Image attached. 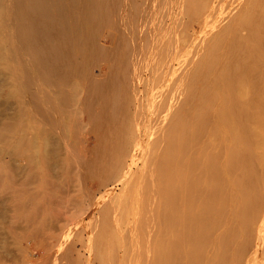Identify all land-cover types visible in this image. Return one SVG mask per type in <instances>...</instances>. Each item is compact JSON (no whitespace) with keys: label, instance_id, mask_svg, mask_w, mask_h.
I'll use <instances>...</instances> for the list:
<instances>
[{"label":"rangeland","instance_id":"rangeland-1","mask_svg":"<svg viewBox=\"0 0 264 264\" xmlns=\"http://www.w3.org/2000/svg\"><path fill=\"white\" fill-rule=\"evenodd\" d=\"M91 1L92 0H84V2H83V0H82V2L81 1L79 2L77 0L78 7H76L77 6L76 3H75L76 6L74 5V7L77 9L72 7L71 10L74 8L75 10L80 9L78 11H81L84 8L85 10L83 9L84 11H82V12H85L87 10L86 8L89 6ZM129 1H131V4L135 5V3L138 4V2H140L142 0H129ZM179 1L181 2V3L178 2L179 5L177 4L176 6H169L168 8H166L162 11L163 13L160 14L161 17L159 19L160 22L158 25L155 23V19H154L153 15L150 14L154 21L152 20V18L150 19V15H149L148 19H150V22L148 21L149 25L147 24L148 25L147 31L146 30L144 31L145 35L148 34L147 32H149V34H148L149 37H147L149 39V41H148L149 43H147L148 50L146 51L145 54H142V52H141L142 51V49H141L142 43L145 40L144 38H142V37H144V35L142 36V34H143L142 32H141V38L139 39L140 30L141 31L144 30L143 25L145 24V22H143L144 24L141 22L142 23L141 24L142 29L140 28V23H137L139 25L136 24L137 26H139L138 27L139 32H136L134 30V32H136L135 34H137L136 36H138V39H139L138 40L136 38V40H135V41H138L137 43L135 42L136 46H137V47L135 46L136 50L133 49L134 47L132 49L131 48L128 49V47H125V46H124L125 48L122 49L123 48L122 43L124 45H126V43H124L125 41H123L122 34L123 33L127 34L128 31L126 32V29H121L122 27L125 26V25L123 26V24H122L123 23L122 19H123L124 13L121 11V9H119V11H117V13H116L117 15H119V16H117L118 18L115 15L113 16L115 19L111 18V20H112L111 24L113 22V25L105 24L102 26V24H101V26H99L96 29V27L91 26L92 24H90L89 23L90 21L88 20L89 22L86 21L87 22L86 27H88V28H85V30H87V31L84 30L85 26H82V27L77 26V24L79 25V23H80L79 19H78L79 17L77 15L75 16L76 19H78V20H77V23H74L75 17L71 16V14L69 13L70 15H68V16L69 17L71 16L72 18L68 17V19L70 21H68L67 23L68 24L70 23L69 25L71 27L66 25V29H67V27H69L68 29H69V32H71V33L67 32L68 29L66 30V32H67L66 39L68 41L70 40L69 42H70V46H71V51L73 52V53H71V52L70 53L74 57L73 58L71 56L72 59L75 61V58H77L75 56H78L79 60H78V58L76 60L80 61L81 67L79 65L76 67H74V66L72 67V69L74 70V73H73V71H72V73H70V76H72V77L69 76L70 78L68 80V86H67L68 88L64 94H61V93H63L62 91H56V93H54V94H58V95H55V96L53 94L51 95V93H50L51 96L58 97L59 100H61V102H62V100H64L63 97L66 98L65 102L64 101L62 102L63 106H64V107L63 106L62 107L64 110L61 108L62 110H59V111H50V112H49V110L47 111V109L44 108L42 101L34 95V91H36L38 89V86L45 88L44 86H46V83H43V84H42V82L36 83L34 80L31 81L30 78H27L28 79L27 81L25 80L26 81L25 86H26V88L30 89L28 92H31V93L33 92V94H31V96H35V97L34 98L31 97L32 99L29 97L30 99H28V100H30V103L28 101L25 105V109H21L24 107H21V105L17 102L15 97H13L12 95L9 94L10 81L8 80L7 77H4L2 75L3 71L1 70L2 68L0 65V71H2V72H0V181H1V183H0V264H125V263L126 264H135L133 261H136V264H137L140 257L137 258V256L133 255V254H137L139 256L140 254H138V253H140V249L142 248V242H141L142 239L140 236H143L142 235L143 231L141 230L142 229L141 224L143 223L144 220L147 221V219H151L152 217L153 218L156 217L157 220L155 219V223H154L155 227H152L153 230L154 229H156V230L154 232H153V230H151L150 240H153L154 238L160 239L161 241L163 240L164 241L163 243L165 245L167 244L170 247L171 241H169V240H173L175 238L173 237L174 235L172 234V232L166 230L168 226L166 224L167 219H165V218L168 216L169 211L167 212V209L165 211V207L167 208L166 204H164L163 207L160 206L161 205L160 203L162 201V197L164 198L163 195L162 196L160 195V193H161L160 192V186H161L162 182H164L163 180L167 179V178H165V176L167 175L169 178V176H172L174 171L173 172L168 171L164 176H162L163 179H162V177L160 178L159 175L155 176V171L157 169L156 167H159L158 166V165H160L159 163L163 164V161L167 157L170 156L171 152L173 153V151L166 144L165 140L163 141V139L165 136L167 138H170V137H168L169 135H166V133H170L172 131L171 132V134H172L173 130L177 129V126L179 127V125L177 123L182 121L181 119H183L182 117L184 115L186 116V113H187V117L188 116L191 117L192 116L191 114L193 113V115H194V113H195L196 114L195 117L197 119L198 118L200 119V116H199L200 113L198 114L199 109L201 107H203V105L205 103H207V102H205V101H207V99H205V100L203 99V101L205 102L204 103L203 101H201L202 100L201 98L202 97L207 98V97H205L208 95L207 93L212 91V93H209V95L210 94L213 95V93L216 94V96L218 98L216 97V101L213 102V104L216 106V108L219 107V105H220L219 96H220V94H222L221 96H223L226 92V90H225L226 85L224 84L225 85L224 86L223 84H221L222 80L219 78V72L221 71V67L223 68L222 63H223V60L225 59L224 56H226L225 52L228 54L230 53L231 47H229V46L233 45V42H235V40H237L239 43H242L244 46L247 45L246 41H248V39H249V33L250 32H249L248 27L244 26L243 24H242V27H239V26H241V23H242V22L241 23L239 22V20H240L239 17H241V15H243L244 10L247 11L246 8H249L248 3L252 2V0H197V2L195 4V8H194L193 4H192L193 5L192 6L191 3L190 4L188 3L189 0H179ZM254 2H255V5L258 7L262 6L260 8V10H261L260 14H262V16L264 17V6H263L264 0H254ZM79 3H82V5ZM84 4L87 7H85ZM79 5L81 7L83 5L84 6L81 9V7ZM184 6H186V7H184ZM69 7H71V6H69ZM171 7H173V8H171ZM181 7H182V9H181ZM243 7H244V10H241V9H243ZM191 8H193V10H191ZM67 9H68L67 11H69L68 7H67ZM54 10H56V8H54ZM197 10H199V11H197ZM240 10L243 11L242 14H241ZM118 12H120V14ZM2 13L3 12H0V16L2 15ZM187 13H189V14H187ZM185 14L187 15V17L189 15H192V16H189L190 18L189 17L187 18ZM239 14H240V16H239ZM73 17H74V20H73ZM220 17H222V18H220ZM243 17H244V15H243ZM235 19L236 20L239 19L237 21L240 24ZM119 20H120V22L122 20V22L120 23ZM193 20H195V21L193 22ZM230 20H233L234 22L230 21ZM145 21H147V20H145ZM114 22H117V24L115 23L116 26H115ZM224 22H226V23H224ZM136 25H134V27ZM208 25L211 27L213 26L214 28L213 27L211 28ZM34 26H35L36 30L41 31L43 29L42 24L39 23L38 21L35 22ZM110 26H112V27H110ZM114 26L115 27L118 26V27L116 29H114L115 28ZM137 26L135 28H137ZM185 26H186V29H185ZM218 26H220L219 28L221 30L218 28ZM90 27L92 28V30H90ZM100 27H101V31H100ZM104 27L106 30L104 29ZM150 27H151V31H148ZM82 28L84 31L81 30ZM124 28H127V27L125 26ZM164 28H166V30ZM127 29H129V28H127ZM115 30L118 32V37L116 35L117 32H115ZM122 30L124 31L123 33L121 32ZM161 30L163 33L167 34V35L164 34L165 37L163 36V41H161L162 35H163ZM263 30H264V28H263ZM89 32H91V33H89ZM93 33L94 34L96 33V34L94 35ZM92 34L94 35L93 40H92V36H93ZM160 34H161V36H160ZM87 35H89V36L91 35L90 39L92 41L96 40L95 41L96 43L94 42L92 44L91 40L88 38L89 36H87ZM158 36H160L161 38ZM261 36H263L261 38L263 40L264 39V32L263 31L261 32ZM84 37H86L88 39L85 38L86 39L85 40ZM96 37H97V39H96ZM115 37H116V39H115ZM154 39H155V41H154ZM233 39H234V41H233ZM245 39H247V40L245 41ZM87 40H89V42H90L89 45L87 44V42H88ZM119 40H121L122 43L120 41L119 42L120 44L118 46L117 41H119ZM164 40H165V42H164ZM245 42H246V44H245ZM114 43H115V45H114ZM162 43H164L165 47L163 46ZM199 43L200 44L202 43V44L200 45ZM214 43L216 44L219 52L217 49L215 50L216 47L214 46ZM161 44H162V46H161ZM212 45L214 47V48L212 47L213 50L211 49ZM113 46H115V47H113ZM119 47L122 50H120ZM161 47H163V49ZM167 47H168V49H165ZM209 47H210V49H209ZM226 47H228V48H226ZM155 49H157V50H155ZM226 49L227 50L229 49L228 50L229 52L225 51ZM158 50H160V52L162 54H160V52ZM163 50H164V52H163ZM209 50H210L211 54L213 52H215L217 54V56L221 57L220 59L218 57L221 65L219 64V66L213 68V72H212V69H210L208 67L207 73H205L204 70H206V69H204V67H207V66H205V64H207L208 62L204 63V61L208 58V56L211 55V54H205V53H207L206 51L209 52ZM43 51L44 50H42V49H41V51H39V54H41L40 56H42L45 53V51H44V53H43ZM108 51H109V53H108ZM263 52H264V48H263ZM110 53L113 55H111ZM129 53H131V54H129ZM215 53H213V54H215ZM109 54L111 55V57ZM202 56H205V58L204 57L202 58L204 61L201 60ZM263 56H264V54H263ZM120 57H121V59H120ZM154 57H155V59H154ZM158 57H159V59H158ZM221 59H223L222 62H221ZM113 61H114V64H113ZM121 64L122 65L124 64L125 66L124 65L122 66ZM127 64H129V65L127 66ZM201 64H204L203 68H202ZM114 65H116V67L118 66L117 69L114 67ZM68 67H71V66L65 65L61 68V67H58L57 65H54L53 67H49V71L53 72L54 70H56L58 73H62L66 70L71 69V68L68 69ZM77 67L79 69L80 68L81 69L80 70L76 69ZM114 69L116 70V72L118 69H120V70H118L119 73L117 72L118 75H117V73H115ZM126 69L128 70L127 71L128 74L127 73L124 74L125 71L123 72V70H126ZM71 70H69V71L71 72ZM210 70H211V72L209 74L208 72ZM214 73H215V75H213ZM254 73L253 74L255 75V78L253 77L254 75L251 76L252 78L256 79V77H257V79H259V77L261 76L262 79H264L263 69H259V70L255 69ZM115 74H116V76L114 77ZM201 74H202L203 79L200 77ZM203 75L207 76L208 78H205V76H203ZM187 76L189 78L191 77L190 80H189V78H187ZM214 76L217 78L214 79ZM119 77H121V78H119ZM192 78L196 84L193 82ZM196 78H198V79H196ZM195 79L198 82H196ZM205 79H208V80H205ZM201 80H202V84L200 82ZM209 80H211V82L213 83V84L212 83L209 84L210 90L212 89L211 87H213L212 85H215L213 88L217 87L216 88L217 90L216 89L211 90V91L208 90L209 86L205 82L208 81V83H209L210 82ZM27 83H28V85H27ZM110 83L112 86L110 85ZM100 84H102V85H100ZM113 84L116 86H114ZM156 84H158V85H156ZM202 85L204 87H207L208 88L207 90L209 92L207 91V93H205L204 92L205 88H203ZM27 86H30V87H27ZM100 87H101V89H100ZM184 87L186 88L188 93L183 92ZM192 87H193V89H192ZM123 88H124V90H123ZM156 88H157V90H156ZM190 88H191V90H190ZM182 89H183V91H182ZM202 89L204 92L203 96H202V93H203ZM227 89H228V87H227ZM71 90H73L75 92H73ZM99 90H100V92H99ZM161 90H162V92H161ZM178 90H180V91H178ZM198 90L199 91L201 90V91L199 92ZM48 91H50V90H48ZM68 91H71V93ZM101 91H102V93H101ZM103 91L104 92L106 91L105 92L106 94H104ZM159 91H160V93H159ZM196 91L198 92V96L195 95V94H197ZM261 91H262V95H264V90L262 89ZM181 92H183V93H181ZM120 93L122 94V96ZM123 93L126 94V96H128V97H126ZM127 93H128V95H127ZM164 93L166 95H164ZM189 93H193L194 95L193 94H190V95H192L194 97L193 98H191L192 96L189 97ZM248 93L250 94L251 92L248 91ZM115 94L117 96L116 99H115ZM205 94H207V95H205ZM215 94H214V97H215ZM249 94H248V96L250 98L251 96ZM100 95L102 96V100H100L101 99V97H99ZM109 95H110V97H109ZM162 95H163V97H162ZM172 95H173V98L176 97L175 99L177 101L180 99L179 102H176V103L173 102L176 100L172 98ZM179 95H183V98L186 97V99L181 100L182 96H179ZM199 95L201 96L200 99L198 98V97H200ZM226 95L228 96L229 93ZM118 96L120 98L119 102H117ZM178 96L181 98H177ZM248 96L246 95V99H244V100L248 101L249 100V99L247 100ZM112 97H114V98L112 99ZM224 97H225V95H224ZM233 97H235V95ZM187 98H188V100H187ZM35 99L37 101H34ZM38 99H39V101H38ZM96 100H97V103L99 105L96 103ZM113 100H116L115 103H113L114 102ZM212 100H214V98H212ZM230 100L232 101V98H230ZM230 100L227 101V104H230ZM111 101L113 104H115V107H116V105H119L118 103H120V104L124 103L122 106L119 105L120 108L119 107L118 108L121 110H118V108H117L116 109L117 113L115 112V115H114V113L111 114V112H113L112 107H111ZM180 101L184 102L185 105H184V103H183V105L179 104ZM192 101L194 103H191ZM38 102H41V103H38ZM116 102H117V104H116ZM162 102H164V103L168 102V104H170L169 102H172V103L170 105H168L169 107L166 105L167 103H165L164 106H166V107H164ZM197 103H200V104L197 106ZM211 103H212V101H211ZM211 103H209L208 106L213 105ZM35 104H36V106L39 105V107L37 108L35 106ZM101 104H103V105H101ZM127 104H128V106H127ZM161 104H162V106H161ZM190 104H193L192 107ZM157 105H159V106L157 107ZM200 105H202V106H200ZM214 105L208 107V108H211L212 110L207 108L208 111L206 113L209 117L212 116L211 118H209L211 123L209 122L207 115L203 116V117H205V120L203 119L205 121V123H204L205 125L202 124L203 125L202 127L205 126L204 127L205 131H203L204 129H202L201 130L202 132L201 131L200 132L201 133L204 132V134H201V135L198 133L196 134L195 139H197V141L198 140L199 141H198V143H196L197 141L193 142L195 140L194 139L190 143L191 146L192 145H194V146L193 147L190 146L191 147L190 149L192 150L194 147L198 148V146L199 147L205 146L204 144H205V142H207L208 144L210 143L209 144L210 146L204 148L203 151H205L204 152L205 154L208 155V152H209V157H212L211 155H213V157H217L219 155L218 158L223 157L222 159L220 158V160L217 158L218 159L217 164L216 163H215V165L213 164V166L210 169H212V168L215 169L218 166L217 170L212 169V171L213 172L214 171L224 172V169L222 168L223 169L222 170L221 167L222 166L224 167V165L226 164L224 167L226 170L225 174L227 176H230L229 179L227 176H225L224 173H222V176L220 177L218 174H216V173L213 174V172L211 171V175L213 174V176H214V178H216V180L212 179V181H211V178L213 176H210V178H209L210 180L204 184L203 188L207 189L206 191H210L216 185L221 186V190H222L221 194H223V192H225L224 193L225 195H221L220 199L221 198L227 199V202L224 203V204H226V206H224V207L225 208L227 207L225 209L226 211L224 209H223L224 211L222 210L223 214H224V212L226 213V218L224 216L225 214L223 215V218H221L222 217V215H221L220 218L222 219V222L219 221L220 223L217 224L218 226H215L214 228L213 227L210 228L209 234L211 236H208V237H211V238H209L210 241H206V242L201 243V246L199 245V247L197 249H194L193 250L194 252L192 251V254H194L195 257H197L196 264H210V263L213 264V262H214V264H221L220 258L222 257L221 256L222 254L223 255L227 254L229 257H231L230 264H254V263L255 264H264V197H263L264 194L259 193L260 191L262 193V191H263L262 189H264V178H263L264 175H261V173L264 174V157L263 158L261 157V156H264V148H263L264 146H262L260 144L259 138L256 139L257 142L255 140V144H254L255 147L251 146L252 144L249 145V143L247 141L241 142L242 144L245 145L246 150L244 149V146H242L241 143H238V145H236L237 150H238V147H239V150L241 149L240 150L241 152L244 149L246 152L245 153L246 155L248 154V155H251L252 157H254L253 159H251L252 157L248 156V158H247V156H243V157H245L244 158L245 162L246 161L248 162L247 159L250 158L251 167H249L248 170L255 166L256 170L250 169L252 171V173L254 174V172L256 171L258 173L255 172V175L257 174L256 176L257 177L259 176L258 178H261V176H262L263 181H262V179H260L261 181L260 180L259 181L263 183V185H262L263 187L261 186V183L258 185L257 188L255 187L256 188V189H254L255 192L258 191L257 189L260 190V188H262L259 192H257L259 195H261V196H258V198L260 197L259 201L260 200H262V201L259 202L256 199L257 203L259 202V206L255 202L258 207L254 211L251 210L252 213L250 211V214H252L253 216L249 215V216H251V218L248 216L250 218L249 221L246 220V221H248L247 222L248 224L245 222V219H244V221L242 220L243 221L242 227H244V228L240 227L242 229L239 228V231H236L232 235L236 239L235 240V239H233V237L231 238V234H230L231 231H228V228L229 229L231 228V227H229V225L230 226L233 225V227H234V225L236 224L233 221L235 219V212L238 211L240 205H237V204H239V203H237L238 200H236V202H235V200H228V195L230 196V193L232 194V192L234 191L233 190L230 192V189L228 188V187H230V186H228L230 184H228V183H229L230 179L231 180L233 179L232 178L233 176H234V179H236L235 178L236 176L240 177L243 174H245L244 173L245 167H244V165H241L243 162V161H241L243 159L242 157H241L242 159L240 160L241 164L239 163L240 165L238 164V162H236V164L235 163L233 164V163H227L228 161L231 162L230 160H228V159L225 160L226 154H225V156H223V154L225 153L224 151L226 150V148L229 149V147L231 146V141L228 139H222L220 136H218L219 139H217V140L215 139V134L218 132L215 130H217L216 126H217V124L219 125V123H218V121L216 122V120H215L217 118V116L214 113L216 111H218V109L215 110L216 108ZM217 105H218V107H217ZM40 106L42 108H40ZM112 106H114V105H112ZM155 106H156V108H155ZM177 106L180 108L178 109ZM182 106L184 109L181 108ZM98 107H99V109H98ZM103 107H104V109H103ZM174 107L176 108V111H175ZM39 108H40V112H39ZM110 108L112 111L110 110ZM168 109H169V111H168ZM192 109L193 110L198 109V110H195V112H194V111H192ZM20 110H23L24 113L26 111L27 112L31 111L32 112V114L30 115L31 120H30V118H27L28 120H26V118H24L25 117L24 113ZM172 110H174L175 112ZM177 110H179V111H177ZM188 110H190V113L192 111V113L190 114L188 112ZM209 110H210V112H209ZM160 111H162V112H160ZM41 112L45 113V114H41L42 116H40L39 114ZM46 112L47 113L49 112L50 114H52L51 118H53L54 123L52 120L49 121L50 117L48 114L49 118H47ZM96 112L98 113L97 115H95ZM118 112L120 113V115L118 114ZM159 112H160V114H159ZM165 112H167L166 114H169V115L172 112H173V114L176 113L175 115H178V116L181 114L180 118L178 116L175 117V115H174L175 119L172 117L173 114H171V116H168L169 118L172 117V120L173 119L177 120V117H178L179 118L177 120L178 122H176L174 120H173V122L169 121L171 118L166 120L167 115L165 114V116H164ZM162 113H163V115H162ZM99 114H100V116H99L100 118L97 117ZM123 114H124V116H123ZM197 114L199 117L197 116ZM216 114H217V112H216ZM38 115L40 116V118L43 117L44 120L46 118L47 121L51 122V125L50 124L49 125H50V127L52 126L51 127L52 130L54 129L53 130V132H55L54 136H53L52 130H50L51 128L49 129V126L47 125L48 129H46L47 126H45V124L43 126L44 129L42 128V126L40 128H38L39 130L35 129V128L33 129L31 127V129L33 130V133H31V132L29 133V131L27 132V130L25 129L26 124L29 123L30 121L32 122V120H33V122H35L34 120L37 121L39 119ZM43 115H46V117H44ZM109 115H111L113 117H111ZM160 115H162V116H160ZM200 115L202 116V114H200ZM189 117H188V119L190 120ZM96 118H99V119L97 120ZM108 118H110V119H108ZM163 118H165V119H163ZM93 119L96 120L97 123H94ZM101 119H102V121H101ZM114 119H116V120L113 122ZM184 119H185V120H183L184 122L186 120L189 121L187 118H184ZM121 120H122V122H121ZM146 120H148V122ZM207 120H208V122H207ZM60 121H62V122H60ZM31 122L29 124H30V126H31V124L33 126L34 123L33 122L31 123ZM213 122H216L217 124L216 123L213 124ZM161 123L163 126H161ZM186 123L187 122H185L184 124H186ZM96 124H98V125H96ZM148 124H149V126H148ZM255 124L256 123H253L254 126L253 125L251 126L254 129H255ZM58 125L61 128L58 127ZM63 125H64V127H62ZM102 125H103V127H102ZM115 125H117L116 126L117 128L115 127ZM130 125H131V127H130ZM20 126H22V127H20ZM98 126L101 128H99ZM23 127H24V129H23ZM55 127H57V128H55ZM160 127L161 128L164 127L165 129L164 128L160 129ZM9 128L12 129L11 131L9 130L12 133H10L8 131ZM29 128L27 127V129H29ZM113 128H116L117 130L113 129ZM257 128H258V125H256V129ZM111 129H113V130L111 131ZM13 130H14V133H15V131L17 132V133H15L16 135H14V136L20 137V138L15 137L17 139V142L19 141L18 139H20V141L24 140V143H22V145H24V146H22L20 144L21 143L20 141H19V146H17V148L19 147L18 149H20V152L17 151V148H15L16 146L13 148L12 145L10 144L11 139L13 137V136H11V134L13 135ZM34 130L36 132H34ZM37 130L39 131L40 135L37 132ZM160 130L162 132L161 136H160ZM162 130H164L165 132ZM45 131L47 133H44ZM50 131L52 132L51 135H49L51 133ZM137 131H138V133H137ZM146 131H149V132L147 133ZM166 131H168V132H166ZM41 132H43V133H41ZM163 132L165 135H163ZM183 133H184L183 137H185V133H187V131H183ZM188 133H189V131H188ZM41 134L42 135L44 134L45 136H46V134H48L47 136H49L48 137L49 141L47 142L49 144H47V143L45 145L43 144L44 145L43 150H41V148H42L41 143H43L41 141L42 139H39L40 136L42 138ZM114 134H116V135H114ZM262 134H264V133H262ZM44 135H43V137H45ZM137 135H138V137H137ZM187 135H186V137H187ZM197 135L198 136L200 135V137H198ZM202 135L205 138L202 137ZM217 135H219V134H217ZM217 135H216V138H217ZM159 136H160V138H163L161 140H162L163 144L164 143L166 144V145L164 144L165 146L162 145V143L159 139ZM9 137H11V138H9ZM166 137H165V139H166ZM189 137L186 139L188 140ZM112 138H114V139H112ZM115 138H118V139H115ZM109 139H111V140H109ZM184 139H182L183 142H184ZM205 139H207V140H205ZM261 139L262 140L264 139L263 135L261 136ZM38 140H39V146L41 145L40 147L38 146V148L35 147L36 144L33 146L30 143V141L37 143ZM157 140H158V142H157ZM187 140H185V141H187ZM218 140L223 146L220 143H218ZM112 141L114 142L113 145H111ZM134 141H135V144H137V146H135ZM166 141H167V139H166ZM132 142L134 145L132 144ZM258 142H259V144H257ZM123 143L124 144L126 143L127 145L125 144L126 146L124 147ZM167 143H168V141H167ZM185 143L186 142H184V144ZM192 143H194V144H192ZM15 144H16V142H15ZM26 144H27V146H26ZM51 144H53L54 146H52ZM131 144H132V146H131ZM138 144H139L140 148L138 147ZM195 144H197V146ZM219 144L221 147L219 146ZM17 145H18V143H17ZM48 145L49 146L51 145L50 146L51 148H48L49 150L45 148V146H48ZM160 145H161V148L159 147ZM189 145L187 148H189ZM259 145L262 148H260ZM20 146H22V147H20ZM31 146H33V147L29 148ZM247 146H249V147L247 148ZM9 147H11V148H9ZM167 147L169 148L170 153H169V150ZM21 148H22V150H21ZM33 148H35V150L38 149V151L35 152V150ZM123 148L125 151L122 150ZM187 148L182 150L183 154H181V156H182L181 160L185 161V157L188 154H189L188 155V157H189L192 155V153L195 152V148L193 149L194 152H192L193 150L188 152L189 149H187ZM6 149L7 150L12 149L13 152H12V150L7 151ZM29 149L30 150L32 149L31 150L32 152H30ZM252 149H253V151H252ZM108 150L111 152V155L109 154ZM164 150H165L166 154L164 153ZM184 150L186 151L187 154L184 152ZM26 151L29 153H27ZM23 152H24V155L22 154ZM120 152L122 154H119ZM147 152H148V154L151 155L150 156L151 158H152L153 154H155L153 161L151 160V158L149 160ZM25 153H27L26 156H25ZM49 153H50V155H49ZM221 153H223V154H221ZM243 153H244V151H243ZM243 153H242V155H243ZM139 154H141L142 156L141 155L139 156ZM185 154H186V156H185ZM216 154H217V156H214ZM43 155H44V157H43ZM19 156H21V157H19ZM165 156H166V158H165ZM239 156H241L240 152H239ZM94 157L96 160L94 159ZM100 157H102V158H100ZM144 157L146 158V160L148 157V163L150 161H152V162H154V164L157 163L156 164L157 166L154 165L153 166L154 168H152L153 163H151V162H150L151 164L149 163L151 165L150 168H148L147 162H146V166H144L143 164L146 161V160L144 161ZM188 157H186V161H187ZM155 158H156V161H155ZM162 158H165V159L162 160ZM226 158H227V156H226ZM159 159H161L162 161H160ZM98 160H100V161H98ZM116 160H118V161H116ZM223 160H225L226 162L225 161L223 162ZM122 161H123V164H122ZM218 161H221L224 165ZM247 162H246V164H249ZM111 163H112V165H111ZM85 164L86 165L89 164V165L86 166ZM218 164H220L221 166ZM243 164H244V162H243ZM253 164H255V165H253ZM104 165H105V167H104ZM235 165H236V167H235ZM214 166H215V168H214ZM242 166H243V168H242ZM233 167L236 168V171H235V168H233ZM142 168H144V172H145V173L143 172V174H141L143 171ZM230 168H233V169H230ZM246 168H247V165H246ZM197 169L195 167V170H193V169L191 171L185 170V171H188L189 173L193 172L192 173L193 175L189 174V173L188 174L184 173L185 171H182V174H185V175H181V178L183 179V177H185V179H184L185 185H188L190 183L191 179H193V178H194L193 180H201L203 178L204 175L202 176V174H204L203 173L204 171L201 172L202 171L201 168H200V170H199V168H197ZM89 170H91V171H89ZM104 170H106V171H104ZM145 170H150L153 172L154 175L152 174L151 176H149V178L150 177L152 178L155 176L154 178H156L155 179L156 181H158L159 178L162 179L161 184L158 185L159 182L158 183L154 182L155 181L154 179H150L151 182H148L150 180H148L149 179V178H147L148 176L146 177L145 175H147V174L149 175L152 172L146 173L147 171H145ZM253 170H254V172H253ZM87 172H89L90 174ZM241 172H242V174H241ZM118 176H119V178H118ZM189 176H191V178ZM193 176H195L196 179ZM1 177H3V178H1ZM98 177H100V179ZM104 177H105V179H104ZM219 177L221 180V181L219 180L220 183L217 182V179H219ZM223 177L224 178L226 177L228 180L227 179L223 180L224 179ZM186 178H188V179H186ZM144 179L145 180L147 179L148 181L146 180V182H144ZM160 179H159V181H160ZM234 179L232 181L230 180L231 184L234 181ZM152 180H154V181H152ZM226 180L228 182H225ZM223 181H224V183H222ZM103 183H104V185H103ZM144 183H150V185L145 184L148 186V188L144 187L147 190L146 193H148V195L144 192L145 189L143 190V188H142V186H145ZM152 183H154V184H152ZM155 183H157V184H155ZM217 183H219V184H217ZM225 183H227L228 185H225L227 188L225 187V189H224L222 184H225ZM150 187H151V191H150ZM156 188H158V190ZM152 189L157 190L156 192H157L158 196H157V194L153 193L155 191ZM227 189H229V190L227 191ZM139 191H140V193H139ZM151 193H153L152 195H154V196H149V194L151 195ZM226 193H229V194H226ZM155 195H156V198H155ZM145 196H146V198H144ZM224 196H227V198H224ZM152 197H153V201L156 203L158 201L159 204L157 203L156 205H154L155 203L152 200L149 201V199H151ZM261 197H263V198H261ZM138 198H139V200H138ZM145 200H146L147 205L150 207L146 206V204H144L145 202L143 203V201H145ZM151 202H153V203H151ZM150 203H151V205H150ZM143 207H144V209L146 207H148L150 209L146 208V210H144ZM161 207L163 209H161ZM156 208H157V210H156ZM109 209L112 210L113 214H111L112 212ZM148 210H149V214L147 212ZM150 210H152V211H150ZM160 210H163V212H161ZM227 210H230V212L229 211L227 212ZM159 211L161 214L159 213ZM222 211H221V213H222ZM108 212H110V213L107 214ZM146 212H147V214H146ZM152 212H153V215H152ZM253 212H255V213L253 214ZM101 213H103V214H101ZM150 213H151V215H150ZM158 213H159V216L157 215ZM164 213H166L167 215L165 216ZM227 213H229V214L227 215ZM105 215H107V218H109V219L105 218ZM231 215L233 217L229 221L228 218H230ZM110 216L113 218H111ZM147 217H149V218H147ZM248 217L246 219H248ZM224 219H226V221L223 222ZM152 220H154V219H152ZM163 220H165V221H163ZM231 220H232V222H231ZM236 220H238V219L236 218ZM97 221H98V224H96ZM106 221L107 222L109 221L108 224ZM227 221L231 222V223L230 224L228 223V225H227V223H226ZM238 222L241 223V220L240 221L238 220ZM238 222H237V224H238ZM114 223L117 225H113ZM224 223H225V225H224ZM232 223H234V224H232ZM138 224H140V225H138ZM219 224L221 227L219 226ZM106 225H107V227H106ZM226 225L228 227H226ZM139 226H141V227H139ZM97 227L99 230L97 229ZM218 227H219V229H218ZM233 227H232V229H233ZM108 228H109V230H108ZM105 229H106V231H104ZM138 229H139V231H138ZM226 229L228 232L226 231ZM232 229H230V230H232ZM101 231H104V232H101ZM91 232H95V233H91ZM137 232H140V233H137ZM114 233H115V235H114ZM135 234H136V239H138V240H136L134 238ZM97 235H98V237H97ZM100 235L103 238H101V237L99 238ZM236 235H238V236H236ZM222 236H223V238H222ZM228 236H230V237H228ZM164 237H166V241L164 240L165 239ZM168 237H169V239H168ZM260 237H262V238H260ZM132 238L135 240H133ZM219 238L220 239L222 238L223 242H219V241H221ZM226 238L227 239L229 238V240L230 239H233V240H230V242H228V240H226ZM97 239H99V240H97ZM211 239L212 240L215 239V240L212 241ZM96 240H97V242H96ZM224 240L227 241L226 242V243H228L227 245H226ZM262 240H263V242H262ZM110 241L111 242L114 241V242L111 243ZM214 242H216V243H214ZM184 243H185V241H184ZM184 243H183V245H184ZM219 243H225L222 245L224 247L226 245V249H224V247L221 244L219 245ZM165 245H164V247L166 248L167 246H165ZM112 246H114V248ZM187 246H188V244L185 245V249L188 248ZM220 246H222V247H220ZM106 247L108 248V250ZM135 247H136V249H135ZM164 247H162L159 250L150 249V251L148 252L149 254L147 253V255H148L147 258H149V260H151V261L150 262L145 261L146 260L145 259L144 260L145 262H144L142 260L144 258H142V259L140 258V262L143 261V263L141 262L138 264L152 263L153 262L152 260H154V262H157V261L159 262L158 258L163 253L165 254V252H168V249L170 251L169 247H167L166 250ZM182 247L184 248V246H182ZM227 247H228V249H227ZM104 248H105V250H104ZM111 248H112V250H111ZM95 250H98V251H96V254L94 255ZM196 250L200 251L202 254ZM224 250H226L227 252H228V250L230 252L233 251L232 253L234 255L236 252V255H237L236 258H234L235 256L233 254H232L233 257L231 255H229V254H231L229 252H228L229 254L228 253L224 254V252H223ZM99 252H101V253H99ZM136 252H138V253H136ZM221 252H222V254H221ZM103 253H106L108 256L106 254H103ZM197 253L200 255H198ZM240 253H242V254H240ZM218 254H220L221 257ZM213 255L214 256L218 255V256L215 259L216 256L214 257ZM131 256H132V258H131ZM134 256L136 257V260H134L135 259ZM201 256H202V258H201ZM183 257H185L186 261H188V262H183V260L185 261V258H183ZM183 257H182L183 260L180 259L181 264H189V260L187 259V257L186 256H183ZM111 260H112V262H111ZM216 260L218 261V263ZM146 262H148V263H146Z\"/></svg>","mask_w":264,"mask_h":264},{"label":"bare ground","instance_id":"bare-ground-1","mask_svg":"<svg viewBox=\"0 0 264 264\" xmlns=\"http://www.w3.org/2000/svg\"><path fill=\"white\" fill-rule=\"evenodd\" d=\"M79 2L81 1L82 2V0H78ZM83 2H84V0H83ZM178 2H180L179 0H142V1H140V2H138V4H136L135 3V5H133V4H131V1H129V0H92L91 1V3L89 4V6L87 7L85 4V7H87L86 9V11L85 12H82V11H84L83 9H82V7L84 6H80L81 7V11H78V10H80V9H78V10H75V9H77V8H75L74 7V5H75V3H76V5H77V0H0V12H3L2 13V15L0 16V65H1V70L3 71H0V72H2V75L4 76V77H7L8 78V80L10 81V88H9V94L10 95H12L13 97H15V99L17 100V102L21 105V107H24V108H21V109H25V105H26V103L29 101V103H30V100H28V99H30L31 97H37V98H39L41 101H42V103H43V106H44V108L45 109H47V111L49 110V112L50 111H59V110H62L63 109V101L65 102V97H63L64 98V100H62V102H61V100H59V98L58 97H53V96H51L52 94L55 96V95H58V94H54V93H56V91H62L63 93H61V94H64L65 93V91H67V86H68V80H69V78L70 77H72V76H70V73H72V71H73V73H74V70L72 69V67L74 66V67H76V66H80L81 64H80V61H78L79 60V58H78V56H75V57H77L78 58V60H76L77 58H75V61L72 59V55H71V53H73L72 51H71V46H70V40L68 41L67 39H66V36H67V32H69V27H67V29H66V25H68V26H70L67 22L68 21H70L69 19H68V15H70L71 14V16H78L79 18V25L77 24V26H85L84 27V30H85V28H88V27H86V25H87V22L86 21H88L90 24H92L91 26L92 27H96V29L99 27V26H101V24H102V26L103 25H105V24H111V18H114L113 16L115 15L116 17L117 16H119V15H117L116 13H117V11H119V9H121V11L124 13V16H123V26L125 25L127 28H129V29H127V28H124V27H122L121 29H126V32H127V34L126 33H123L124 31L122 30L121 32L123 33L122 34V37H123V41H125L124 43H126V45H124L123 43H122V41L121 40H119V41H117L118 42V46H119V42L121 41V43H122V46H123V48L122 49H124L125 47H128V49L129 48H133V49H135L136 50V43L138 42V41H135L136 40V38L138 39V36H136L137 34H135L136 32H139V26H137V25H139V24H137V23H140V28H141V24L143 23V22H145V24L143 25L144 27V30L143 31H141L140 30V37H139V39L141 38V32L143 33L142 34V36L144 35V37H142V38H144L145 40L143 41V43H142V47H141V49H142V54H145L146 53V51L148 50V48H147V43H149L148 41H149V39L147 38V37H149L148 36V34H149V32H147L148 34H146L145 35V30L147 31V26L149 25L148 24V21L150 22V19L152 18V16L151 15H153V17H154V19H155V23L158 25L159 24V19H160V14L161 13H163L162 11L164 10V9H166V8H168L169 6H176L177 4H178ZM185 2V1H184ZM196 2H197V0H189V4L191 3V5L193 4L194 5V8H195V4H196ZM223 2V1H222ZM181 3V2H180ZM247 3V2H246ZM79 4H81L82 5V3H79ZM183 4V3H182ZM181 4V5H182ZM249 5V8H246L247 9V11L246 10H244V7H243V9H241V10H244V12L243 11H241L240 10V12H241V14H242V12H243V15H244V17H243V15H241V17H239L240 18V20L239 19H237V20H239V22L241 23V26H239V27H242V24L244 25V26H246V27H248V29H249V39H248V41H246L247 39H245V41L247 42V45H243L242 43H239L237 40H235V42H233V45H231V46H229V47H231V51H230V53L228 54V53H226L225 52V54H226V56H224L225 57V59L223 60V59H221V62H222V60H223V63H222V65H223V68L221 67V71L219 72V78L222 80V83L221 84H225L226 85V92H225V97H224V95L223 96H221L222 94H220V96H219V98H220V105H219V107H218V105H217V107L218 108H216V106L213 104V102H215L216 101V94L215 93H213V95L212 94H210L209 95V93H212V91L211 90H214V89H216L217 87H215V88H213L215 85H212L213 87H211L212 89L210 90V83H212L211 82V80H209L210 82L208 83V81L207 82H205V83H207V85L209 86V89L207 88V87H204L203 85V88H205L204 90V92L205 93H207V91L208 90H210L211 92H209V93H207V94H205V95H207V96H205V97H207V98H204V97H202L201 98V94L199 95L200 97H198L199 99L201 98L202 100L201 101H203V99L205 100V99H207V101H205V102H207V103H205L204 101V105H203V107H201L200 109H199V112H198V114L200 113V114H202V116L199 114V116H200V119L198 118H196L195 117V113H194V115H193V113H192V111H194L195 112V110H198V109H195V110H193L192 109V111H191V113H190V110H188V112L192 115L191 117H189L190 118V120L188 119V117H187V113H186V116L184 117H182L183 119H181L182 121L181 122H178L177 120L180 118V115L178 116V115H175V114H173V112L171 113V114H173V118H174V115H175V117L176 116H178L177 117V120H174V121H176V122H178L177 124L179 125V127L177 126V129H175V130H173V133L171 134V132L170 133H166V135H169L168 137H170V138H167L166 136V139H167V141H168V143H167V141H166V139H165V137H164V139L163 138H160V136H161V134H162V132H161V130H160V136H159V139H160V141H161V143H162V145H164L163 144V142H162V140L161 139H163V141L165 140V142H166V144L170 147V149L173 151V153L171 152V154H170V156L169 157H167L166 158V156H165V158H162V160L163 159H165L164 161H163V164L162 163H159L160 165H158L159 167H156L157 169H156V171H155V176H160V178L162 177V176H164L168 171H171V172H173L174 171V173L172 174V176H169V178H168V176L166 177L165 176V178H167L166 180H163L164 182H162V184H161V181H162V179H163V177H162V179H160V181H159V179H158V181H156L155 179L156 178H154V177H150L149 178V176H151L152 174H153V172L152 171H150V170H145V171H147L146 173H150V172H152L151 174H147V175H145L147 178H149L148 180H150V179H154V180H152V181H154V182H159L158 183V185L159 184H161V186H160V195L162 196H164V198L162 197V201H161V205L160 206H162L163 207V205L164 204H166V206H167V208L165 207V211H166V209H167V212H168V216L165 218V219H167L166 220V224H167V229L166 230H168V231H170V232H172V234L174 235L173 237L175 238V239H173V240H169V241H171L170 242V247L166 244H164L163 242V240L161 241L160 239H156V238H154L153 240H150V238H151V236H150V234H151V230H153L152 229V227H155L154 225V223H155V219H156V217L155 218H153L152 216V218L151 219H147V221H143V223L141 224L142 225V231H143V233H142V235L143 236H140L139 234V236L141 237V239H142V248L140 249V253H138V252H136V253H138V254H140L139 256L137 255V254H133V255H136L137 256V258L138 257H140L141 259L142 258H144V259H142L143 261L145 260V261H151V260H149V258H147L148 257V255H147V253L150 251V249H155V250H159V249H161L162 247H164V245L165 246H167V247H169L170 248V251H169V249H168V252H165V254L163 255L162 253V255L158 258L159 259V262L157 261V262H154V260H152L153 262L152 263H148V262H146V263H148V264H181V261H180V259H182L183 260V258H185V257H183V256H186L187 257V259L189 260V264H196V262H197V257H195V255L194 254H192V251L194 250V249H197L198 247H199V245L201 246V243H203V242H206V241H210V239L209 238H211V237H208V236H211L210 234H209V232H210V228L211 227H215V226H218L217 224L218 223H220V222H222V219L221 218H223V215L225 216V218H226V213L224 212V214H223V211L227 208H225L224 206H226V204H224V203H226L227 202V199H220V197H221V195H225L224 193L225 192H223V194H221V186H219V185H216V186H214L213 187V189H209L210 191H206L207 189H204L203 187H204V184L206 183V182H208L210 179V176H213V174H218L220 177L222 176V173H226V170H225V165L221 162V161H218V162H221L223 165H224V167L222 166L221 167V169L223 168L224 169V172H222V171H212V169H210L212 166H213V164L215 165V163L217 164V160L219 159L220 160V158H218L219 157V155L217 156V154L216 155H214V156H217V157H213V155H211L212 157H209V152H208V155L207 154H205L204 152L205 151H203L204 150V148H206V147H208V146H210L207 142H205V146H198V148H195V152H194V148L191 150L190 148L191 147H193L194 145H192L191 146V142L196 138V134L198 133V134H204V132L203 133H201L202 131V129H204L203 131H205V126L204 127H202L203 125L202 124H204L205 123V117H203V116H205V115H207L206 113H207V108L208 107H210V106H215V110H217L218 109V111H216L217 112V114H216V112L214 113L216 116H217V118L215 119L216 120V122L218 121V123H219V125L216 123V122H213V124L214 123H216L217 124V126H216V128H217V130H215V131H218L216 134H215V139L217 140V139H219L218 138V136H220L222 139H228V140H230L231 141V146L229 147V149L228 148H226L225 146V148H226V150L224 151L225 153L223 154V153H221V154H223V156H225V154H226V156H227V158H226V156H225V160L226 159H228V160H230L231 162H227V163H235L236 164V162H238V164L240 163L241 164V161H243L244 162V164H243V162H242V164L241 165H244V167H245V169H244V173L245 174H243L242 176H240V177H235L236 179H234V176L232 177L233 179H234V181L232 182V184L230 183L231 181L229 180V183L228 184H230V185H228L227 183H225V184H222L223 185V188L225 189V185H228V186H230V187H228L229 189H230V192L231 191H233L232 192V194L230 193V196L228 195V200H235V202H236V200H238L237 201V203H239V204H237V205H240V207H239V209H238V211L237 212H235V219H234V223H236L235 225H234V227H233V225L232 226H230L229 225V227H231L230 229H232V227H233V229L232 230H230L229 228H228V231H231L230 232V234H231V238L233 237L232 235L236 232V231H239V228L240 227H242V223H243V221H244V219H245V222L247 223L248 221H249V219L251 218V216H253L252 214H250V211L252 210V211H254L258 206H259V202L260 201H262V200H260L259 201V199H260V197L258 198V196H261V195H259L257 192H259L262 188H260V190L259 189H257L256 191L257 192H255V190L254 189H256L257 187H258V185L261 183V186L263 185V183L262 182H260L261 180L260 179H262V176L261 175H264V174H262L261 173V178H258L256 175H255V172H254V170H256V167L254 168V167H252V168H250L251 170L252 169H254L253 170V172H254V174L252 173V171L249 169L248 170V168L249 167H251V163H250V158L249 159H247L248 158V156L249 157H252L251 155H246L245 153V150H246V148H245V145L244 144H242L241 142H243V141H247L248 143H249V145H251V146H253V147H255V140L257 139V138H259L260 139V144L262 145V146H264L263 144H264V139L262 140L261 139V136L263 135V137H264V134H262V133H264V95H262V89L264 90V79H262V77L260 76L259 77V79H257V77H256V79H254L255 78V69H263V71H264V56H263V54H264V52H263V48H264V39L262 40L261 38L263 37V36H261V32L263 31L264 32V30H263V28H264V17L262 16V14H260V8L262 7H258V6H256L255 5V2H254V0H252V2L251 3H248ZM257 4V3H256ZM75 5V6H76ZM179 5V4H178ZM188 5V4H187ZM192 5V6H193ZM200 5V4H199ZM246 5V4H245ZM69 6H71V7H69ZM264 6V5H263ZM67 7L69 8V11H67L68 9H67ZM72 7H74L72 10H71V8ZM76 7H78V5L76 6ZM180 7V6H179ZM184 7H186V6H184ZM54 8H56V10H54ZM171 8H173V7H171ZM178 8V7H177ZM190 8V7H189ZM179 9V8H178ZM181 9H182V7H181ZM186 9V8H185ZM238 9V8H237ZM176 10V9H175ZM184 10V9H183ZM191 10H193V8H191ZM171 11V10H170ZM169 11V12H170ZM196 11V10H195ZM197 11H199V10H197ZM181 12V11H180ZM183 12V11H182ZM191 12V11H190ZM70 13V14H69ZM119 14H120V12H118ZM151 14V15H150ZM171 14V13H170ZM175 14V13H174ZM187 14H189V13H187ZM149 15H150V19H148V17H149ZM163 15V14H162ZM177 15V14H176ZM186 15V14H185ZM69 17V18H72V17ZM179 16V15H178ZM183 16V15H182ZM189 16H192V15H189ZM188 16V17H189ZM239 16H240V14H239ZM67 17V18H66ZM74 17H73V20H74ZM181 17V16H180ZM186 17H187V15H186ZM187 17V18H188ZM230 17V16H229ZM243 17V18H242ZM118 18V17H117ZM122 18V17H121ZM120 18V19H121ZM190 18V17H189ZM219 18V17H218ZM220 18H222V17H220ZM232 18V17H231ZM242 18V19H241ZM78 19H76V17H75V20H74V23H77V20ZM115 19V18H114ZM162 19V18H161ZM179 19V18H178ZM210 19V18H209ZM72 20V19H71ZM72 20V21H73ZM122 20H121V22H122ZM145 20H147V21H145ZM152 20H153V18H152ZM180 20V19H179ZM236 20V19H235ZM236 20V21H237ZM39 22V23H41L42 24V30L41 31H39V30H36L35 29V26H34V24H35V22ZM114 21V20H113ZM154 21V20H153ZM187 21V20H186ZM195 20H193V22H194ZM230 21H233V20H230ZM119 22H120V20H119ZM120 22V23H121ZM142 22V23H141ZM147 22V23H146ZM179 22V21H178ZM183 22V21H182ZM222 22V21H221ZM234 22V21H233ZM238 22V21H237ZM238 22V23H239ZM117 24V22H114V24ZM188 23V22H187ZM212 23V22H211ZM224 23H226V22H224ZM239 23V24H240ZM89 24V25H90ZM116 24H115V26H116ZM137 24V25H136ZM148 24V25H147ZM183 24V23H182ZM216 24V23H215ZM111 25H113V22H112V24ZM134 25H136L137 26V28H135L134 27ZM187 25V24H186ZM212 25V24H211ZM223 25V24H222ZM221 25V26H222ZM114 26V27H115ZM120 26V25H119ZM129 26V27H128ZM182 26V25H181ZM209 26V25H208ZM224 26V25H223ZM238 26V25H237ZM236 26V27H237ZM71 27V26H70ZM110 27H112V26H110ZM118 27V26H117ZM117 27H115L114 29H116ZM209 27H211V26H209ZM213 27V26H212ZM211 27V28H212ZM216 27V26H215ZM220 26H218V28H219ZM80 28V27H79ZM78 28V29H79ZM135 28V29H134ZM188 28V27H187ZM214 28V27H213ZM104 29H105V27H104ZM103 29V30H104ZM142 29V28H141ZM165 30H166V28H164ZM185 29H186V26H185ZM201 29V28H200ZM220 29V28H219ZM66 30H67V32H66ZM81 30H83V28L81 29ZM83 30V31H84ZM90 30H92V28L90 27ZM106 30V29H105ZM113 30V29H112ZM134 30L136 31V32H134ZM138 30V31H137ZM221 30V29H220ZM85 31H87V30H85ZM89 31V30H88ZM94 31V30H93ZM98 31V30H97ZM100 31H101V27H100ZM108 31V30H107ZM110 31V30H109ZM148 31H151V27L149 28V30ZM223 31V30H222ZM115 32H117L116 30H115ZM120 32V31H119ZM161 32H162V30H161ZM69 33H71V32H69ZM89 33H91V32H89ZM163 33V32H162ZM82 34V33H81ZM80 34V35H81ZM94 34V33H93ZM92 34V35H93ZM96 34V33H95ZM94 34V35H95ZM139 34V33H138ZM165 33H163V35H162V40L161 41H163V36L165 37V35H167V34H165ZM85 35V34H84ZM94 35L92 36V40H93V37H94ZM116 35H117V37H118V32L116 33ZM125 35V36H124ZM71 36V35H70ZM69 36V37H70ZM86 36V35H85ZM87 36H89V35H87ZM91 36V35H90ZM88 37L89 39L91 38V37ZM160 36H161V34H160ZM160 36H158V37H160ZM235 36V35H234ZM261 36V37H260ZM42 37V38H41ZM81 37V36H80ZM79 37V38H80ZM68 38V37H67ZM86 37H84V39H85ZM88 38H86V39H88ZM161 38V37H160ZM167 38V37H166ZM85 39V40H86ZM96 39H97V37H96ZM115 39H116V37H115ZM118 39V38H117ZM138 39V40H139ZM217 39V38H216ZM237 39V38H236ZM91 40V39H90ZM91 40V42H92V44L96 41L95 39V41H92ZM83 41V40H82ZM88 42H87V44L89 45V40H87ZM116 41V40H115ZM114 41V42H115ZM154 41H155V39H154ZM159 41V40H158ZM233 41H234V39H233ZM116 42V43H117ZM136 42V43H135ZM140 42V41H139ZM153 42V41H152ZM164 42H165V40H164ZM246 42H245V44H246ZM85 43V42H84ZM96 43V42H95ZM141 43V42H140ZM159 43V42H158ZM197 43V42H196ZM203 43V42H202ZM201 43V44H202ZM91 44V45H92ZM135 44V45H134ZM163 44V46H164V43H162ZM162 44H161V46H162ZM200 44V43H199ZM200 44V45H201ZM114 45H115V43H114ZM150 45V44H149ZM243 45V46H242ZM117 46V47H118ZM125 46V47H124ZM136 46V47H135ZM198 46V45H197ZM214 46L216 47L215 48V50L217 49V46H216V44L214 43ZM113 47H115V46H113ZM116 47V48H117ZM158 47V46H157ZM165 47V46H164ZM200 47V46H199ZM213 45L211 46V49L213 50ZM120 48V47H119ZM162 49H163V47H161ZM226 48H228V47H226ZM41 49L42 50H44L45 51V53H44V51H43V55L42 56H40L41 54H39V51H41ZM102 49V48H101ZM113 49V48H112ZM121 48H120V50H122ZM140 49V50H141ZM165 49H168V47L167 48H165ZM164 49V50H165ZM209 49H210V47H209ZM225 49V48H224ZM155 50H157V49H155ZM164 50H163V52H164ZM214 50V51H215ZM218 50V49H217ZM229 50V49H228ZM227 49L225 50V51H228ZM110 51V50H109ZM109 51H108V53H109ZM159 52H160V50H158ZM71 52V53H70ZM113 52V51H112ZM111 52V53H112ZM155 52V51H154ZM167 52V51H166ZM207 53H205V54H211L210 53V50H209V52L208 51H206ZM218 52H219V50H218ZM229 52V51H228ZM110 53V54H111ZM132 53V52H131ZM131 53H129V54H131ZM139 53V52H138ZM137 53V54H138ZM149 53V52H148ZM213 53H215V52H213ZM211 54L210 56H208V58L204 61L202 58L204 57L205 58V56H202L201 57V60L202 61H204V63H207V64H205V66H207V67H204V69H206V70H204L205 71V73H207V68L209 67L210 69H212V72H213V68H215V67H217V66H219V64L221 65V63L219 62V59L221 58L220 56H217V54L215 55V54ZM109 54V55H110ZM128 54V55H129ZM141 54V55H142ZM150 54V53H149ZM158 54V53H157ZM160 54H162L161 52H160ZM108 55V54H107ZM111 55H113V54H111ZM111 55H110V57H111ZM72 56V57H71ZM131 56V55H130ZM161 56V55H160ZM222 56V57H223ZM103 57V56H102ZM107 57V56H106ZM162 57V56H161ZM218 57H219V59H218ZM74 58V57H73ZM116 58V57H115ZM123 58V57H122ZM128 58V57H127ZM120 59H121V57H120ZM154 59H155V57H154ZM158 59H159V57H158ZM127 60V59H126ZM168 60V59H167ZM78 61V62H77ZM123 61V60H122ZM137 61V60H136ZM154 61V60H153ZM201 61V62H202ZM126 62V61H125ZM79 63V64H78ZM203 63V62H202ZM113 64H114V61H113ZM126 64V63H125ZM130 64V63H129ZM129 64H127V66L129 65ZM133 64V63H132ZM54 65H57L58 67H63V66H65V65H69V66H71V67H68V69L69 68H71V69H69V70H71V72L69 71V70H66V71H64V72H62V73H58L56 70H54L53 72H50L49 71V67H53ZM117 65V64H116ZM116 65H114V67L117 69V67H116ZM122 65V64H121ZM124 65V64H123ZM122 65V66H123ZM131 65V64H130ZM203 65L204 64H201V66H202V68H203ZM125 66V65H124ZM133 66V65H132ZM135 66V65H134ZM81 67V66H80ZM113 67V68H114ZM121 67V66H120ZM119 67V68H120ZM125 68V67H124ZM129 68V67H128ZM127 68V69H128ZM133 68V67H132ZM76 69H79L78 67L76 68ZM81 69V68H80ZM79 69V70H80ZM123 70V72H124V74L125 73H127V71L128 70ZM130 69V68H129ZM118 70H120V69H118ZM117 70V72L119 73V71ZM114 71H115V73H117L116 72V70L114 69ZM203 71V72H204ZM76 72V71H75ZM202 72V73H203ZM210 72H211V70L208 72L209 74H210ZM254 74H253V73ZM78 73V72H77ZM76 73V74H77ZM114 73V72H113ZM118 73H117V75H118ZM152 73V72H151ZM155 73V72H154ZM252 73V74H251ZM123 74V73H122ZM128 74V73H127ZM132 74V73H131ZM113 75V74H112ZM208 75V74H207ZM213 75H215V73L213 74ZM254 75V76H253ZM70 76V77H69ZM116 76V74L114 75V77ZM124 76V75H123ZM129 76V75H128ZM200 76V75H199ZM203 76H205V75H203ZM209 76V75H208ZM212 76V75H211ZM251 76H253L254 78H252ZM198 77V76H197ZM201 78H202V74H201V76H200ZM27 78H30V80L31 81H35L36 83H38V82H42V84L43 83H46V86H44L45 88H43V87H41V86H38V89L36 90V91H34V95L35 96H31V94H33V92L31 93V92H28L30 89H28V88H26V81L28 80ZM74 78V77H73ZM119 78H121V77H119ZM130 78V77H129ZM187 78H189L188 76H187ZM191 78V77H190ZM190 78H189V80H190ZM200 78V79H201ZM205 78H208L207 76H205ZM215 78H217V77H215L214 76V79ZM126 79V78H125ZM162 79V78H161ZM196 79H198V78H196ZM196 79H195V81H196ZM203 79V78H202ZM26 80V81H25ZM122 80V79H121ZM127 80V79H126ZM187 80V79H186ZM192 80H193V78H192ZM205 80H208V79H205ZM188 81V80H187ZM193 82H194V80H193ZM196 82H198V81H196ZM201 82V84H202V80L200 81ZM215 82V81H214ZM127 83V82H126ZM125 83V84H126ZM130 83V82H129ZM138 83V82H137ZM192 83V82H191ZM195 83V82H194ZM204 83V82H203ZM216 83V82H215ZM214 83V84H215ZM34 84V83H33ZM103 84V83H102ZM102 84H100V85H102ZM119 84V83H118ZM160 84V83H159ZM196 84V83H195ZM213 84V83H212ZM27 85H28V83H27ZM96 85V84H95ZM94 85V86H95ZM110 85H111V83H110ZM114 85V84H113ZM123 85V84H122ZM156 85H158V84H156ZM189 85V84H188ZM205 85V84H204ZM222 85V86H223ZM224 85V86H225ZM112 86V85H111ZM114 86H116V85H114ZM113 86V87H114ZM187 86V85H186ZM192 86V85H191ZM194 86V85H193ZM27 87H30V86H27ZM102 87V86H101ZM101 87H100V89H101ZM196 87V86H195ZM219 87V86H218ZM227 87H228V89H227ZM32 88V87H31ZM75 88V87H74ZM117 88V87H116ZM120 88V87H119ZM201 88V87H200ZM94 89V88H93ZM99 89V88H98ZM192 89H193V87H192ZM208 89V90H207ZM222 89V88H221ZM249 89V90H248ZM48 90H50V91H48ZM95 90V89H94ZM119 90V89H118ZM122 90V89H121ZM123 90H124V88H123ZM129 90V89H128ZM156 90H157V88H156ZM155 90V91H156ZM190 90H191V88H190ZM217 90V89H216ZM228 90V91H227ZM71 91H73V90H71ZM71 91H68V92H70L71 93ZM127 91V90H126ZM174 91V90H173ZM178 91H180V90H178ZM177 91V92H178ZM182 91H183V89H182ZM199 91V90H198ZM201 91V90H200ZM199 91V92H200ZM248 91H250L251 93L249 94L248 93ZM73 92H75V91H73ZM99 92H100V90H99ZM106 92V91H105ZM104 91H103V93L104 94H106ZM118 92V91H117ZM157 92V91H156ZM161 92H162V90H161ZM184 93H188V91L186 90V88L184 87V91H183ZM183 92H181V93H183ZM197 92V91H196ZM195 92V93H196ZM202 92H203V89H202ZM201 92V93H202ZM204 92L202 93V96H203V94H204ZM215 92V91H214ZM229 93V95L227 96L226 94H228ZM50 93H51V95H50ZM101 93H102V91H101ZM111 93V92H110ZM119 93V92H118ZM151 93V92H150ZM159 93H160V91H159ZM180 93V94H181ZM217 93V92H216ZM103 94V95H104ZM117 94V93H116ZM116 94H115V99H116ZM121 94V93H120ZM124 94V93H123ZM172 94V93H171ZM170 94V95H171ZM190 94H193V93H189V97H191L192 95H190ZM214 94H215V97H214ZM248 96V94L251 96L250 98H249V96H248V98H247V100L248 101H246V100H244V99H246V95ZM99 95V94H98ZM102 95V94H101ZM99 96V97H101V99L100 100H102V96ZM125 96H126V94H124ZM127 95H128V93H127ZM164 95H166L165 93H164ZM185 95V94H184ZM188 95V94H187ZM194 95V94H193ZM195 95H197L198 96V92H197V94H195ZM235 95V97H233V96ZM113 96V95H112ZM121 96H122V94H121ZM169 96V95H168ZM179 96H182V98L181 97H179ZM177 98H181V100H184V99H186V97L185 98H183V95H179ZM186 96V95H185ZM227 96V97H226ZM30 97V98H29ZM107 97V96H106ZM109 97H110V95H109ZM126 97H128V96H126ZM162 97H163V95H162ZM171 97V96H170ZM194 96H192L191 98H193ZM36 98V99H37ZM62 98V99H63ZM98 98V97H97ZM114 97H112V99H113ZM172 98H173V95H172ZM176 98V97H175ZM175 98H173V99H175ZM197 98V99H198ZM212 98H214V100H212ZM218 98V97H217ZM229 98V99H228ZM230 98H232V101L230 100ZM32 99V98H31ZM34 100V101H37V100ZM39 99H38V101H39ZM107 99V98H106ZM122 99V98H121ZM126 99V98H125ZM124 99V100H125ZM163 99V98H162ZM196 99V98H195ZM198 99V100H199ZM230 100V104H227V101L228 100ZM98 100V99H97ZM97 100H96V103H97ZM119 100H120V98H119V96H118V99H117V102H119ZM171 100V99H170ZM176 100V99H175ZM180 100V99H179ZM179 100L177 101H173V102H179ZM187 100H188V98H187ZM193 100V99H192ZM106 101V100H105ZM114 102L113 103H115V101L116 100H113ZM156 101V100H155ZM211 101H212V103H211ZM99 102V101H98ZM117 102H116V104H117ZM125 102V101H124ZM159 102V101H158ZM157 102V103H158ZM197 102V101H196ZM38 103H41V102H38ZM37 103V104H38ZM104 103V102H103ZM112 103V101H111V107H112V110H113V112H111V114L112 113H114V115H115V112L117 113V111H116V109L119 107V105H123L124 103H118L119 105H116V107H115V104H113ZM161 103V102H160ZM163 103V106H164V104L165 103H167L166 105L168 106V105H170L172 102H169L170 104H168V102H162ZM183 103L184 102H181L180 101V103L179 104H181V105H183ZM191 103H194L193 101L191 102ZM209 103H211V104H213V105H210V106H208L209 105ZM98 104V103H97ZM109 104V103H108ZM107 104V105H108ZM141 104V103H140ZM152 104V103H151ZM174 104V103H173ZM188 104V103H187ZM200 103H197V106L199 105ZM99 105V104H98ZM101 105H103V104H101ZM112 105H114V106H112ZM184 105H185V103H184ZM191 105V107H192V105L193 104H190ZM35 106H36V104H35ZM63 106V107H62ZM127 106H128V104H127ZM148 106V105H147ZM159 105H157V107H158ZM161 106H162V104H161ZM179 106V105H178ZM177 106V108L179 109L180 107H178ZM200 106H202V105H200ZM37 108L39 107V105L38 106H36ZM35 107V108H36ZM102 107V106H101ZM100 107V108H101ZM136 107V106H135ZM149 107V106H148ZM164 107H166V106H164ZM163 107V108H164ZM169 107V106H168ZM171 107V106H170ZM36 108V109H37ZM40 108H42L41 106H40ZM40 108H39V112H40ZM62 108V109H61ZM120 108V107H119ZM118 108V110H121V109H119ZM150 108V107H149ZM155 108H156V106H155ZM161 108V107H160ZM175 108V107H174ZM181 108H183V106L181 107ZM196 108V107H195ZM213 108V107H212ZM98 109H99V107H98ZM103 109H104V107H103ZM184 109V108H183ZM208 109H211V108H208ZM32 110V109H31ZM42 110V109H41ZM64 110V109H63ZM110 110H111V108H110ZM109 110V111H110ZM111 110V111H112ZM124 110V109H123ZM151 110V109H150ZM212 110V109H211ZM214 110V111H215ZM20 111H22L23 112V110H20ZM25 111V110H24ZM98 111V110H97ZM125 111V110H124ZM123 111V112H124ZM155 111V110H154ZM158 111V110H157ZM168 111H169V109H168ZM172 111H174V110H172ZM175 111H176V108H175ZM174 111V112H175ZM177 111H179V110H177ZM213 111V112H214ZM45 112V111H44ZM47 113L46 112V115H47V118H49L50 117V120L49 121H53V118H51L52 117V114H50V113ZM63 112V111H62ZM150 112V111H149ZM152 112V111H151ZM156 112V111H155ZM154 112V113H155ZM160 112H162V111H160ZM160 112H159V114H160ZM187 112V111H186ZM209 112H210V110H209ZM24 113V112H23ZM55 113V112H54ZM101 113V112H100ZM167 112H165L164 113V116H165V114H166ZM188 113V114H189ZM32 114V112L30 111V112H25L24 113V118H26V120H28L27 118H30V115ZM41 114H45V113H40L39 115L40 116H42ZM48 114H49V117H48ZM98 113L96 112L95 113V115H97ZM118 114L120 115V113L118 112ZM171 114L169 115V114H166L167 116V118H166V120L167 119H170L169 121H172L173 122V120H172V117H168V116H171ZM178 114V113H177ZM189 114V115H190ZM198 114H197V116H198ZM38 115V116H39ZM46 115H43L44 117H46ZM51 115V116H50ZM151 115V114H150ZM153 115V114H152ZM162 115H163V113H162ZM162 115H160V116H162ZM40 116H39V119L36 121V120H34L35 122H33V120H32V122L34 123V125L32 126V124H31V126H30V122L29 123H27L26 124V130H27V132L29 131V133L31 132V133H33V130L31 129V127L34 129H38V128H40L41 126H42V128H43V126H44V124H45V126H49V129L52 127H50V125H51V122H49V121H47V119L45 118V120L43 119V117H41L40 118ZM100 116V114L97 116V117H99ZM109 116H111V115H109ZM117 116V115H116ZM123 116H124V114H123ZM198 116V117H199ZM208 116V115H207ZM215 116V117H216ZM111 117H113V116H111ZM212 116H208V119L209 118H211ZM100 118V117H99ZM99 118H96L97 120L99 119ZM119 118V117H118ZM123 118V117H122ZM165 118H163V119H165ZM184 118H187L189 121H185V122H187L186 124H184L185 122L183 121V120H185ZM197 120H196V119ZM57 119V118H56ZM61 119V118H60ZM108 119H110V118H108ZM117 119V118H116ZM116 119H114L113 120V122L116 120ZM124 119V118H123ZM144 119V118H143ZM204 119V120H203ZM30 120H31V118H30ZM94 120V119H93ZM63 121V120H62ZM62 121H60V122H62ZM101 121H102V119H101ZM100 121V122H101ZM147 122H148V120H146ZM152 121V120H151ZM180 121V120H179ZM214 121V120H213ZM27 122V121H26ZM31 122V123H32ZM107 122V121H106ZM111 122V121H110ZM118 122V121H117ZM121 122H122V120H121ZM171 122V123H172ZM175 122V123H176ZM207 122H208V120H207ZM209 122H210V119H209ZM22 123V122H21ZM48 123V124H47ZM53 123H54V121H53ZM94 123H97V121L96 120H94ZM144 123V122H143ZM174 123V124H175ZM211 123V122H210ZM253 123H256L255 124V129H256V125H258V128L255 130L253 127H251L252 125H253ZM50 124V125H49ZM100 124V123H99ZM116 124V123H115ZM135 124V123H134ZM152 124V123H151ZM173 124V125H174ZM182 124V125H181ZM54 125V124H53ZM96 125H98V124H96ZM95 125V126H96ZM114 125V124H113ZM146 125V124H145ZM182 127H181V126ZM205 125V124H204ZM48 126H47V128L46 129H48ZM55 126V125H54ZM100 126V125H99ZM98 126V127H99ZM117 125H115V127H116ZM124 126V125H123ZM138 126V125H137ZM136 126V127H137ZM147 126V125H146ZM148 126H149V124H148ZM161 126H163L162 125V123H161ZM254 126V125H253ZM11 127V126H10ZM19 127V126H18ZM20 127H22V126H20ZM27 127L29 128V129H27ZM58 127H60L59 125H58ZM62 127H64V125L62 126ZM102 127H103V125H102ZM113 127V126H112ZM130 127H131V125H130ZM135 127V128H136ZM12 128V127H11ZM55 128H57V127H55ZM61 128V127H60ZM99 128H101V127H99ZM107 128V127H106ZM117 128V127H116ZM116 128H113V129H116ZM123 128V127H122ZM151 128V127H150ZM162 128H164V127H162ZM161 127H160V129H162ZM215 128V129H216ZM23 129H24V127H23ZM44 129V128H43ZM97 129V128H96ZM113 129H111V131L113 130ZM137 129V128H136ZM165 129V128H164ZM11 131L12 129H8V131ZM19 130V129H18ZM32 130V131H31ZM39 130V129H38ZM37 130V132L39 133V131ZM50 130H52V128L50 129ZM54 130V129H53ZM53 130H52V132H53ZM62 130V129H61ZM117 130V129H116ZM168 130V129H167ZM258 130V131H257ZM9 131V132H10ZM20 131V130H19ZM162 131H164V130H162ZM183 131H187V133H185V137H183ZM188 131H189V133L191 134H189L188 133ZM201 131V132H200ZM214 131V130H213ZM22 132V131H21ZM34 132H36L35 130H34ZM49 132V131H48ZM51 132V131H50ZM52 132L49 134V135H51L52 134ZM117 132V131H116ZM147 133L149 132V131H146ZM165 132V131H164ZM164 132H163V135H165L164 134ZM166 132H168V131H166ZM211 132V131H210ZM10 133H12V132H10ZM15 133H17L16 131H15ZM14 133V130H13V135L11 134V136H13L12 137V139H11V145H12V147L14 148L15 146V148H17V146H19V141H20V139H18L19 141L17 142V139L16 138H18L19 136H14V135H16ZM20 133V132H19ZM23 133V132H22ZM37 133V134H38ZM41 133H43V132H41ZM44 133H47L46 131L44 132ZM55 132H53V136L55 135L54 134ZM103 133V132H102ZM110 133V132H109ZM112 133V132H111ZM114 133V132H113ZM137 133H138V131H137ZM145 133V132H144ZM188 134V135H187ZM193 134V135H192ZM217 134H219V135H217ZM39 135H40V133H39ZM42 135V134H41ZM44 135V134H43ZM43 135H42V138H41V136H40V138L39 139H42L41 141L43 142V143H41L42 144V148H41V150H43V147H44V145L49 141V136H47L48 134H46V136L45 137H43ZM114 135H116V134H114ZM171 135V136H170ZM186 135H187V137H186ZM200 135L198 136V137H200ZM216 135H217V138H216ZM190 136V137H189ZM16 137V138H15ZM107 137V136H106ZM117 137V136H116ZM137 137H138V135H137ZM136 137V138H137ZM145 137V136H144ZM189 137V139L187 140L186 138H188ZM202 137H204L203 135H202ZM9 138H11V137H9ZM20 138V137H19ZM111 138V137H110ZM185 138V139H184ZM205 138V137H204ZM23 139V138H22ZM21 139V140H22ZM112 139H114V138H112ZM115 139H118V138H115ZM147 139V138H146ZM158 139V140H159ZM169 139V140H168ZM182 139H184V142H186L185 144H184V142H183V140ZM199 139V138H198ZM37 140V139H36ZM51 140V139H50ZM106 140V139H105ZM109 140H111V139H109ZM145 140V139H144ZM158 140H157V142H158ZM185 140H187V141H185ZM205 140H207V139H205ZM23 141V142H22ZM22 141H20L21 143V145H22V143H24V140H22ZM29 141V140H28ZM35 141V140H34ZM195 141H197V139H195L193 142H195ZM199 141V140H198ZM198 141L196 142V143H198ZM222 141V140H221ZM225 141V140H224ZM10 142V141H9ZM8 142V143H9ZM15 142H16V144H15ZM45 142V143H44ZM117 142V141H116ZM223 142V141H222ZM256 142H257V140H256ZM259 142L257 143V144H259ZM17 143H18V145H17ZM26 143V142H25ZM30 143L34 146L35 144V147L36 148H38V146H39V140H38V142L37 143H34V142H31L30 141ZM34 143V144H33ZM51 143V142H50ZM113 141L111 142V145H113ZM139 143V142H138ZM142 143V142H141ZM140 143V144H141ZM218 143H220L219 142V140H218ZM238 143H241L242 144V146H244V149H243V151H244V153H243V151L241 152L240 150H239V147H238V150H237V146L236 145H238ZM15 144V145H14ZM44 144V145H43ZM47 144H49V143H47ZM101 144V143H100ZM109 144V143H108ZM124 144V143H123ZM126 144V143H125ZM124 144V147L127 145H125ZM132 144H133V142H132ZM132 144H131V146H132ZM134 144H135V141H134ZM133 144V145H134ZM165 144V145H166ZM190 144V145H189ZM192 144H194V143H192ZM208 144V145H207ZM221 144V143H220ZM220 144H219V146H220ZM224 144V143H223ZM226 144V143H225ZM29 145V144H28ZM52 146H54L53 144H51ZM50 145V146H51ZM102 145V144H101ZM100 145V146H101ZM120 145V144H119ZM129 145V144H128ZM164 145V146H165ZM188 145H189V148H187L188 147ZM196 146H197V144H195ZM222 145V144H221ZM22 146H24V145H22ZM22 146H20V147H22ZM26 146H27V144H26ZM25 146V147H26ZM33 146H31V147H29V148H32ZM39 146V147H40ZM49 146V145H48ZM48 146H45V148L46 149H48V148H51L50 146L48 147ZM56 146V145H55ZM110 146V145H109ZM135 146H137V144H135ZM163 146V147H164ZM191 146V147H190ZM217 146V145H216ZM223 146V145H222ZM260 146V145H259ZM8 147V146H7ZM6 147V148H7ZM128 147V146H127ZM138 147H139V144H138ZM146 147V146H145ZM149 147V146H148ZM160 148H161V145L159 146ZM162 147V148H163ZM221 147V146H220ZM249 146H247V148H248ZM9 148H11V147H9ZM19 148V147H18ZM17 148V151H19L20 152V149H18ZM117 148V147H116ZM115 148V149H116ZM140 148V147H139ZM168 148V147H167ZM185 148H187V149H189V151L188 152H190V151H192V152H194V153H192V155L191 156H189L188 157V155L186 156V151L184 150V152L186 153L185 154V156L186 157H188V159H187V161H186V157H185V161L184 160H181V154H183V152H182V150L183 149H185ZM260 148H262L261 146H260ZM264 148V147H263ZM25 149V148H24ZM34 150H35V148H33ZM186 149V150H187ZM7 150V149H6ZM12 150V149H11ZM11 150H7V151H11ZM16 150V149H15ZM21 150H22V148H21ZM30 150V149H29ZM32 150V149H31ZM30 150V152H32ZM33 150V151H34ZM45 150V149H44ZM49 150V149H48ZM122 150H124V148L122 149ZM142 150V149H141ZM146 150V149H145ZM168 150H169V148H168ZM208 150V149H207ZM223 150V149H222ZM249 150V149H248ZM6 151V152H7ZM38 151V149L37 150H35V152H37ZM40 151V150H39ZM46 151V150H45ZM51 151V150H50ZM109 151V150H108ZM114 151V150H113ZM125 151V150H124ZM128 151V150H127ZM143 151V150H142ZM141 151V152H142ZM252 151H253V149H252ZM251 151V152H252ZM12 152H13V150H12ZM27 152V151H26ZM239 152H240V155L241 156H239ZM250 152V151H249ZM15 153V152H14ZM27 153H29V152H27ZM27 153H25V156H26V154ZM41 153V152H40ZM47 153V152H46ZM51 153V152H50ZM50 153H49V155H50ZM114 153V152H113ZM143 153V152H142ZM164 153H165V150H164ZM169 153H170V150H169ZM190 153V154H191ZM242 153H243V155H242ZM20 154V153H19ZM23 155H24V152L22 153ZM34 154V153H33ZM39 154V153H38ZM44 154V153H43ZM109 154L111 155V152L109 151ZM119 154H122L121 152L119 153ZM147 154H148V152H147ZM146 154V155H147ZM166 154V153H165ZM245 154V155H244ZM102 155V154H101ZM105 155V154H104ZM141 154H139V156H140ZM155 154H153V156H152V158L150 157L151 155L150 154H148V157H149V160H150V158H151V160L153 161L154 160V156ZM169 155V154H168ZM22 156V155H21ZM21 156H19V157H21ZM28 156V155H27ZM31 156V155H30ZM108 156V155H107ZM123 156V155H122ZM142 156V155H141ZM222 156V155H221ZM243 156H247V160H248V162L247 163H249V164H246V162H245V157H243ZM23 157V156H22ZM37 157V156H36ZM43 157H44V155H43ZM98 157V156H97ZM148 157H147V160H146V158L144 157V161H145V163L143 164L144 166H146V162H147V166H148V168H150V164L151 163H153L152 164V168H154L153 166L154 165H156V164H154V162H152V161H150L149 163H148ZM184 157V156H183ZM244 159H242V158ZM262 158L264 157V156H261ZM27 158V157H26ZM35 158V157H34ZM46 158V157H45ZM100 158H102V157H100ZM142 158V157H141ZM218 158V159H217ZM223 158V157H222ZM221 158V159H222ZM254 157H252L251 159H253ZM37 159V158H36ZM40 159V158H39ZM44 159V158H43ZM94 159H95V157H94ZM158 159V158H157ZM183 159V158H182ZM239 159V160H238ZM242 159V160H241ZM96 160V159H95ZM94 160V161H95ZM101 160V159H100ZM100 160H98V161H100ZM106 160V159H105ZM109 160V159H108ZM123 160V159H122ZM160 161H162L161 159H159ZM225 160H223V162L225 161ZM241 160V161H240ZM263 160V159H262ZM36 161V160H35ZM107 161V160H106ZM116 161H118V160H116ZM155 161H156V158H155ZM216 161V162H215ZM240 161V162H239ZM96 162V161H95ZM110 162V161H109ZM120 162V161H119ZM226 162V161H225ZM88 163V162H87ZM220 163V164H221ZM122 164H123V161H122ZM220 164H218V165H220ZM221 164V165H222ZM237 164V165H238ZM239 164V165H240ZM247 165V168H246V165ZM84 165V164H83ZM86 165V164H85ZM89 165V164H88ZM88 165H86V166H88ZM95 165V164H94ZM106 165V164H105ZM105 165H104V167H105ZM110 165V164H109ZM111 165H112V163H111ZM142 165V166H143ZM220 165V166H221ZM253 165H255V164H253ZM252 165V166H253ZM257 165V164H256ZM85 166V167H86ZM124 166V165H123ZM157 166V165H156ZM234 166V165H233ZM91 167V166H90ZM96 167V166H95ZM98 167V166H97ZM195 167H196V169L197 168H199V170H200V168L202 169V171L201 172H203L204 174H202V176H203V178L201 179V180H193V179H191V181H190V183L188 184V185H185L184 184V179H185V177H183V179L181 178V175H185V174H182V171H185V170H195ZM218 167V166H217ZM215 168V166H214V168L217 170L218 168ZM232 167V166H231ZM235 167H236V165H235ZM235 167H233V168H235ZM239 167V166H238ZM99 168V167H98ZM147 168V169H148ZM233 168H230V169H233ZM242 168H243V166H242ZM114 169V168H113ZM146 169V168H145ZM215 169H213V170H215ZM220 169V170H221ZM222 169V170H223ZM258 169V168H257ZM142 173L141 174H143V172H144V168H142ZM198 170V169H197ZM242 170V169H241ZM89 171H91V170H89ZM104 171H106V170H104ZM111 171V170H110ZM128 171V170H127ZM188 171H185L184 173H189ZM211 171L213 172V174L211 175ZM230 171V170H229ZM235 171H236V168H235ZM99 172V171H98ZM197 172V171H196ZM87 173H89V172H87ZM145 173V172H144ZM193 173V172H192ZM192 173H189V174H192ZM228 173V172H227ZM256 173H258V172H256ZM90 174V173H89ZM121 174V173H120ZM119 174V175H120ZM197 174V173H196ZM241 174H242V172H241ZM96 175V174H95ZM154 175V174H153ZM193 175V174H192ZM257 177H255V176ZM105 176V175H104ZM142 176V175H141ZM225 176H227L226 174H225ZM144 177V176H143ZM190 178H191V176H189ZM193 177H195V176H193ZM217 177V176H216ZM220 177H219V179H217V182H219L220 183ZM228 177V179H229V177L230 176H227ZM1 178H3V177H1ZM99 179H100V177H98ZM118 178H119V176H118ZM117 178V179H118ZM198 178V177H197ZM224 178V177H223ZM222 178V179H223ZM263 178H264V176H263ZM5 179V178H4ZM102 179V178H101ZM104 179H105V177H104ZM121 179V178H120ZM186 179H188V178H186ZM195 179H196V177H195ZM199 179V178H198ZM212 179L214 180H216V178H214V176L211 178V181H212ZM225 179H227L226 177L223 179V180H225ZM227 179V180H228ZM147 180V179H146ZM146 180L144 179V182H146ZM147 180V181H148ZM220 180V181H219ZM225 181V182H228V181ZM260 180V181H259ZM6 181V180H5ZM124 181V180H123ZM262 181H263V179H262ZM104 182V181H103ZM122 182V181H121ZM148 182H151V180L150 181H148ZM215 182V181H214ZM0 183H1V181H0ZM157 183H155V184H157ZM219 183H217V184H219ZM222 183H224V181L222 182ZM145 184H149L150 185V183H144V185ZM152 184H154V183H152ZM2 185V184H1ZM103 185H104V183H103ZM143 185V184H142ZM144 187H147L148 188V186L147 185H145V186H142V188H143V190L145 189ZM157 187V186H156ZM256 187V188H255ZM263 187V186H262ZM227 188V187H226ZM157 190H158V188H156ZM229 189H227V191L229 190ZM142 190V189H141ZM152 190H154V189H152ZM157 190H154L155 192H153V193H155V194H157ZM263 191H262V193H261V191L259 192L260 194H264L263 192H264V189H262ZM138 191V190H137ZM146 189H145V193H146ZM150 191H151V187H150ZM159 192V191H158ZM139 193H140V191H139ZM150 193V192H149ZM153 193H151V195L149 194V196H154V195H152ZM137 194V193H136ZM147 195H148V193H146ZM226 194H229V193H226ZM138 196V195H137ZM157 196H158V194H157ZM264 197V196H263ZM263 197H261V198H263ZM144 198H146V196L144 197ZM155 198H156V195H155ZM224 198H227V196H224ZM137 199V198H136ZM141 199V198H140ZM149 199V198H148ZM147 199V200H148ZM259 201L258 203H257V200ZM138 200H139V198H138ZM142 200V199H141ZM150 200H152L153 201V197L151 198V199H149V201ZM156 200V199H155ZM145 202V203H144ZM148 202V201H147ZM154 202V201H153ZM153 202H151V203H153ZM258 204V206L256 205V203ZM143 203L144 204H146V206H148L147 205V203H146V200L145 201H143ZM151 203H150V205H151ZM155 204L154 205H156L157 203H158V201H157V203L156 202H154ZM159 204V203H158ZM127 205V204H126ZM256 205V206H255ZM19 206V205H18ZM144 206V205H143ZM158 206V205H157ZM148 207H150V206H148ZM148 207H146L147 209H150V208H148ZM161 207V209H163ZM223 207V208H222ZM146 208L144 209V207H143V209L144 210H146ZM237 208V207H236ZM113 209V208H112ZM152 209V208H151ZM224 209V210H223ZM110 210V209H109ZM156 210H157V208H156ZM159 210V209H158ZM223 210V211H222ZM111 212H112V210H110ZM142 211V210H141ZM150 211H152V210H150ZM161 212H163V210H160ZM160 211H159V213H160ZM221 211H222V213H221ZM226 211V210H225ZM230 212V210H227V212ZM252 211H251V213H252ZM148 212V214H149V210L147 211ZM147 212H146V214H147ZM110 212H108L107 214H109ZM141 213V212H140ZM159 213L157 214L158 216H159ZM255 212H253V214H254ZM101 214H103V213H101ZM111 214H113V212L111 213ZM145 214V213H144ZM161 214V213H160ZM163 214V213H162ZM165 214V216L167 215L166 213H164ZM229 213H227V215H228ZM141 215V214H140ZM150 215H151V213H150ZM152 215H153V212H152ZM221 215H222V217H221ZM249 215H251V216H249ZM101 216V215H100ZM113 216V215H112ZM149 216V215H148ZM250 218H249V217ZM102 217V216H101ZM111 217V216H110ZM114 217V216H113ZM113 217H111V218H113ZM118 217V216H117ZM141 217V216H140ZM163 217V216H162ZM221 217V218H220ZM232 215H231V217L230 218H228V220L230 221V219H232ZM248 217V219H246ZM105 218H107V215H105ZM143 218V217H142ZM141 218V219H142ZM147 218H149V217H147ZM236 218L240 221L241 220V223L240 222H238V220H236ZM107 219H109V218H107ZM117 219V218H116ZM152 219H154V220H152ZM160 219V218H159ZM115 220V219H114ZM157 220V219H156ZM243 220V221H242ZM246 220H248V221H246ZM104 221V220H103ZM141 221V220H140ZM163 221H165V220H163ZM220 221V222H219ZM224 221H226V219H224L223 220V222ZM236 221V222H235ZM107 222V221H106ZM109 222V221H108ZM108 222H107V224H108ZM157 222V221H156ZM160 222V221H159ZM158 222V223H159ZM231 222H232V220H231ZM231 222H226L227 223V225H228V223L230 224ZM237 222H238V224H237ZM141 223V222H140ZM234 223H232V224H234ZM96 224H98V221H97V223ZM100 224V223H99ZM248 224V223H247ZM113 225H117V224H113ZM138 225H140V224H138ZM224 225H225V223H224ZM226 225V227H228ZM238 225V226H237ZM244 225V224H243ZM98 226V225H97ZM104 226V225H103ZM109 226V225H108ZM111 226V225H110ZM219 226H220V224H219ZM95 227V226H94ZM106 227H107V225H106ZM105 227V228H106ZM115 227V226H114ZM139 227H141V226H139ZM221 227V226H220ZM103 228V227H102ZM111 228V227H110ZM117 228V227H116ZM158 228V227H157ZM223 228V227H222ZM242 228H244V227H242ZM242 228H240V229H242ZM97 229H98V227H97ZM218 229H219V227H218ZM99 230V229H98ZM97 230V231H98ZM108 230H109V228H108ZM156 229H154L153 230V232L155 231ZM160 230V229H159ZM165 230V229H164ZM163 230V231H164ZM212 230V229H211ZM222 230V229H221ZM104 231H106V229L104 230ZM104 231H101V232H104ZM134 231V230H133ZM132 231V232H133ZM138 231H139V229H138ZM223 231V230H222ZM226 231H227V229H226ZM227 231V232H228ZM99 232V231H98ZM97 232V233H98ZM114 232V231H113ZM150 232V233H149ZM213 232V231H212ZM91 233H95V232H91ZM137 233H140V232H137ZM157 233V232H156ZM168 233V232H167ZM101 234V233H100ZM106 234V233H105ZM154 234V233H153ZM171 234V235H172ZM209 234V235H208ZM243 234V233H242ZM96 235V234H95ZM114 235H115V233H114ZM103 236V235H102ZM105 236V235H104ZM112 236V235H111ZM221 236V235H220ZM236 236H238V235H236ZM94 237V236H93ZM97 237H98V235H97ZM101 237V235L99 236V238ZM163 237V236H162ZM161 237V238H162ZM167 237V236H166ZM166 237H164L165 239V241H166ZM228 237H230V236H228ZM101 238H103V237H101ZM106 238V237H105ZM134 238L136 239V234H135V236H134ZM153 238V237H152ZM159 238V237H158ZM222 238H223V236H222ZM222 238L220 239L221 241H219V242H223L222 241ZM260 238H262V237H260ZM110 239V238H109ZM133 239V238H132ZM135 239H133V240H135ZM168 239H169V237H168ZM167 239V240H168ZM233 239H235L234 237H233ZM233 239H230V240H233ZM95 240V239H94ZM97 240H99V239H97ZM97 240H96V242H97ZM101 240V239H100ZM113 240V239H112ZM115 240V239H114ZM136 240H138V239H136ZM140 240V239H139ZM212 240V239H211ZM213 240H215V239H213ZM212 240V241H213ZM217 240V239H216ZM226 240H228V242H230V240H229V238L227 239L226 238ZM226 240H224L225 241V243L227 242ZM236 240V239H235ZM168 241V242H169ZM184 241H185V243H184ZM211 241V242H212ZM103 242V241H102ZM111 242V241H110ZM114 242V241H113ZM113 242H111V243H113ZM187 242V243H186ZM217 242V241H216ZM216 242H214V243H216ZM262 242H263V240H262ZM109 243V242H108ZM110 243V244H111ZM183 243H184V245H183ZM225 243H219V245L221 244H225ZM235 243V242H234ZM101 244V243H100ZM109 244V245H110ZM134 244V243H133ZM186 244H188V248L187 249H185V245ZM228 243H226V245H227ZM113 245V244H112ZM115 245V244H114ZM135 245V244H134ZM226 245H225V247H224V249H226ZM237 245V244H236ZM182 246H184V248L182 247ZM217 246V245H216ZM222 246H220V247H222ZM97 247V246H96ZM105 247V246H104ZM110 247V246H109ZM113 248H114V246H112ZM167 247L165 248V250L167 249ZM232 247V246H231ZM107 248V247H106ZM94 249V248H93ZM99 249V248H98ZM135 249H136V247H135ZM134 249V250H135ZM227 249H228V247H227ZM104 250H105V248H104ZM107 250H108V248H107ZM111 250H112V248H111ZM110 250V251H111ZM199 250V249H198ZM198 250H196V251H198ZM201 250V249H200ZM223 250V249H222ZM233 250V249H232ZM238 250V249H237ZM96 251H98V250H95V253H94V255L96 254ZM136 251V250H135ZM163 251V250H162ZM195 251V252H196ZM217 251V250H216ZM226 250H224L223 252H224V254H226V253H231V254H229V255H231L232 256V252L234 251H232V252H230L229 250H228V252L226 251ZM194 252V251H193ZM198 252H200V251H198ZM242 252V251H241ZM99 253H101V252H99ZM131 253V252H130ZM134 253V252H133ZM201 253V252H200ZM103 254H106V253H103ZM102 254V255H103ZM149 254V253H148ZM198 254V253H197ZM202 254V253H201ZM221 254H222V252H221ZM240 254H242V253H240ZM107 255V254H106ZM132 255V254H131ZM132 255V256H133ZM198 255H200V254H198ZM219 256H220V254H218ZM218 255H213L214 257H215V259L217 258V256ZM234 255V254H233ZM97 256V255H96ZM108 256V255H107ZM132 256H131V258H132ZM204 256V255H203ZM222 256V257H221ZM220 257V262H221V264H230V261H231V257H229L227 254L226 255H221ZM228 256V257H227ZM235 257L234 258H236V252H235V255H234ZM135 257V256H134ZM183 257V258H182ZM213 257V258H214ZM233 257V256H232ZM96 258V257H95ZM100 258V257H99ZM98 258V259H99ZM107 258V257H106ZM140 258H139V260H138V263H143V261H141L140 262ZM201 258H202V256H201ZM240 258V257H239ZM134 259V258H133ZM214 259V260H215ZM95 260V259H94ZM134 260H136V257H135V259ZM202 260V259H201ZM219 260V259H218ZM101 261V260H100ZM144 261V262H145ZM217 261V260H216ZM215 261V262H216ZM109 262V261H108ZM111 262H112V260H111ZM110 262V263H111ZM122 262V261H121ZM135 264H136V261H133ZM183 262H188V261H186V258H185V261L183 260ZM210 262V261H209ZM254 262V261H253ZM137 263V264H138ZM217 263H218V261H217ZM126 264V263H125ZM211 264V263H210ZM213 264H214V262H213ZM255 264V263H254Z\"/></svg>","mask_w":264,"mask_h":264}]
</instances>
